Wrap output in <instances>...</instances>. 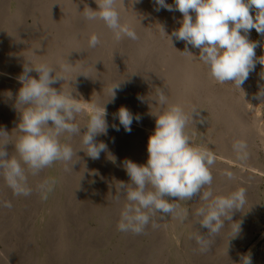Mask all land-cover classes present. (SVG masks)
<instances>
[{
  "label": "clouds",
  "instance_id": "1",
  "mask_svg": "<svg viewBox=\"0 0 264 264\" xmlns=\"http://www.w3.org/2000/svg\"><path fill=\"white\" fill-rule=\"evenodd\" d=\"M154 2L156 11L164 8L182 14L179 26L171 36L199 49L198 59L207 66L209 75L217 83H231L241 90L255 67L254 59L264 64V56L257 58L255 52L258 46L264 48V0H174V5L166 0ZM95 3L96 9H83L86 21L102 22L117 42L125 38L139 39L135 29L122 23L120 5L124 0H95ZM252 29L260 34L261 41L249 38ZM100 43L96 34L90 35L87 41L89 48ZM34 49L30 50V55L36 54ZM26 60L17 77L21 87L13 102L14 109L20 114L19 122L11 133L0 127V178L13 196L27 198L35 192L46 201L58 180L46 177L33 186L29 177H37L57 163L62 164L66 172L73 170L72 166L79 160L76 159L79 158L78 151L94 160L100 158L101 152L107 153V145L97 141L96 137L107 134L105 102L109 97L114 101V88L118 84L111 86L106 100L102 103L92 101L85 109L80 99L73 97V88L62 86L57 90L53 87L58 81L63 84L72 81L70 74L75 71V63L66 60L53 64L46 58L35 63L30 58ZM33 71L36 77L31 75ZM4 95L13 99L11 91ZM258 97L264 100V89L260 88ZM152 99L157 107L151 111L155 116V127L148 137L146 162L137 164L125 160L123 167L129 181H118L115 185V200L120 202L123 196L117 230L143 235L149 225L153 229L159 227L157 219L170 216L183 224L191 215L193 224H199L206 231L197 230L189 234L188 239L196 242L201 254L207 253L224 229L231 230L229 237L241 232L242 221H233V213L245 208L247 190L237 186L224 193L214 191L212 167L216 163V154L208 146L195 143L188 131L189 126L203 122L197 107L186 110L183 105L171 102L160 88L156 89ZM78 117H83V122H78ZM114 118L126 132H131L134 119H140L124 106L118 109ZM112 127L119 131L115 124ZM76 137L80 146L74 148L72 141ZM9 145L13 147L12 152L8 150ZM232 149L238 160L247 161L249 152L245 140L235 141ZM109 159L115 163L111 154ZM221 175L233 183L238 180L230 170ZM193 197L199 204L190 213L182 205ZM12 207L10 200L0 198V208ZM239 264H252L250 251L240 255Z\"/></svg>",
  "mask_w": 264,
  "mask_h": 264
},
{
  "label": "bare ground",
  "instance_id": "2",
  "mask_svg": "<svg viewBox=\"0 0 264 264\" xmlns=\"http://www.w3.org/2000/svg\"><path fill=\"white\" fill-rule=\"evenodd\" d=\"M6 2L13 3V9L5 18V29L2 32L3 35L0 36L1 46L4 45L2 39H6L7 42L5 43L7 47L6 57H0V127H5L2 115L6 116V118L9 117L11 122L9 124L10 129L7 130L9 133H11L19 122L20 114L14 109L13 102L15 94L19 87H21L17 77L22 73L23 66L27 63L26 59L29 58L34 63L41 58H46L53 64L66 60L70 63H75V71L70 74L72 81L69 83L65 81L64 84L63 81H58L53 87L57 90H60L62 86L65 88H73L75 90L72 93L73 97L80 99L85 109H87L88 103L92 101L97 102L98 99L106 100L108 98L111 84L114 82L113 78H115L116 68L123 65L127 59L123 54L131 40L125 38L117 42L114 40L113 34L102 22L98 20L86 21L83 18L84 8H97L95 0H0V14L4 11ZM166 2L174 5V0H166ZM156 7L154 0H124V4L120 5L122 23L138 31L136 26L133 25V22L136 20L139 21L142 15L145 16L146 11L148 13L149 9L154 16H158L156 19L160 20V14L164 8L156 11ZM28 18L30 19L29 23H26L25 20L21 21L22 19ZM161 24L163 26L162 28L167 29L170 23L168 21ZM92 34H96L101 40V43L95 48H89L87 44ZM146 43L147 40L143 42L144 45ZM32 48H36L34 49L36 52L35 55H30ZM74 49H85L86 51L76 52ZM145 50L144 48L143 53ZM195 54L198 55L197 53ZM195 54H187L184 59L173 56L169 62L170 66L173 65L176 67L180 64L185 66L186 79L184 81L186 82L185 88L189 90V98H192L195 93V87L191 84V78L197 73V66L194 65V60L196 61ZM141 65H145L146 68L147 59H144L142 63H138L132 70L137 71ZM31 75L36 77L34 71ZM100 76L109 77L111 81L110 86L98 87ZM159 83L169 98V88L174 84L173 81L166 82L161 78ZM6 91L12 92L13 99H8L4 95ZM114 91L116 98L117 90L114 89ZM143 97H145V94ZM109 100H112L111 97L108 98L107 102ZM139 100H123L124 107L134 109V111L130 112L134 116L139 113L143 118V121L133 120L131 132H126L119 124V120L114 118L115 115L107 112L108 130L116 133V137L113 139L116 145L113 143L111 146L114 148L113 151H115L113 155H115V159L118 161V163H113L112 165L116 164L115 166L117 167H123L125 160L140 164L137 159L145 161L148 156L146 145L148 137L154 128L150 127L146 121L151 119L153 116L151 111L154 112L157 106L154 105L155 100L152 98H148L144 106L140 104V102H144L141 99ZM171 102L183 105L186 110L191 108L179 97L172 99ZM144 107V113L138 112ZM83 119V117H78L77 121L83 122ZM198 123H195V125ZM113 124L119 127V131H116L112 127ZM209 128V125L205 128L206 133L209 131ZM106 145L107 149L111 148L108 141ZM72 146L74 148L80 146L78 137L73 139ZM77 155L79 158L76 159L79 160L72 166L73 170L66 172L64 171V166L57 163L53 167L45 169L43 171L44 173L42 172L43 175L41 173L42 178L29 177L30 183L33 186L46 177H55L58 180L54 192L49 195L46 201H42L35 192L27 198L13 196L11 190L7 188L3 179L0 178V198L10 200L13 205L11 209L0 208V241H3L6 246V256L13 261H17L18 264H33L26 252H30V241H34V234H36V240L41 242V245H37V253L39 252L37 259L39 263L37 264L159 263L158 258L152 253L148 254L147 257H143L144 260H141V256L146 249L142 250L141 244L136 245L137 241L133 239V234L119 233V239H116V242H118L116 244L118 245V250H115L114 246H110L108 238L110 237L112 239L118 231L116 225L119 219V211L123 204V196H121L120 202L115 200L114 197L116 194L106 198L105 206L108 209H105L104 217L101 223L99 222L98 229L95 232L84 228V212L89 209L88 212L94 215L96 209L100 207V187L97 190H93L92 188L94 186H100L97 184V180L100 175V159L103 154L102 156L100 154V158L98 159L99 164L97 165H94V162L97 163V159H91L85 152L78 151ZM217 163L227 167L230 166L229 162H225L216 157ZM249 173L248 175L249 177L251 176V179L245 178L246 182L249 181L252 185H257L261 175L252 170H249ZM80 183L82 185L80 187L77 186ZM38 200L40 206L45 205L46 202H50V206L47 210L42 209L31 215L30 219H26L29 220L28 223L23 224L21 221L25 218L24 213L26 209L28 207L31 208L32 206L30 204ZM25 202H28V204ZM54 209H58V212L55 216V224L52 227V224L49 225L48 221L52 215L50 213ZM237 215L238 211H234L233 216ZM112 219L114 221L104 231L103 228ZM163 221V238L165 240L169 238L173 239H170L173 245L179 241L177 240L178 238L185 240L189 237V234L197 230L201 231L199 227L191 228V221L189 219L183 224H178L170 216L163 218ZM223 231L226 233L231 232L229 228ZM23 233H25V240L21 237ZM153 233L157 234L155 231ZM134 236L142 237L146 235ZM72 237H75L74 240ZM96 238L102 244L100 250L93 245ZM184 248L183 255L177 258L172 257L174 253L168 251L170 259L167 262L169 264H180V260H183L182 262L184 264L186 262L192 264L194 257L198 259V256H189L192 249L194 250V254L197 249V244L194 240L188 239L187 245ZM136 249H140L139 257ZM153 250V246H150L148 249V251ZM114 251H118L119 256ZM4 260L3 256L0 255V264H5Z\"/></svg>",
  "mask_w": 264,
  "mask_h": 264
},
{
  "label": "rangeland",
  "instance_id": "3",
  "mask_svg": "<svg viewBox=\"0 0 264 264\" xmlns=\"http://www.w3.org/2000/svg\"><path fill=\"white\" fill-rule=\"evenodd\" d=\"M13 9V3L6 2L4 5V11L0 14V36L5 29V18L8 13ZM158 16H154L149 9L148 13L145 12V16L142 15L139 21L133 22L138 31L139 39L137 41H131L129 48L124 51V56L127 58L123 65L116 68V73L113 78L114 82L111 84L109 77L100 76L98 87H108L117 83L118 87L116 98L105 102V107L108 113L116 114L121 106H124L123 100L132 101L139 100L138 97H143L141 106H144L145 101L148 98L155 96L156 89L161 88L160 79L163 78L166 82H172L173 85L169 88V100L179 97L185 101V104L189 107L195 106L199 110L200 119L203 121L197 125L190 126L188 131L192 135L193 140L197 144H203L210 148L216 154V157L229 162L230 166H223L222 164H214L212 167L213 174V189L217 193H224L232 190L237 186H242L247 190V204L243 211H238L237 216H233V221H242L241 232L239 235L229 237L230 233L222 231L220 237L216 238L215 243L211 246L210 251L201 254L198 251V246L194 250L190 251L189 256H198V259L194 257L192 264H239L240 255L251 252L252 264H264V100L258 97L260 88L264 89V64H261L259 59H254L255 67L250 71L248 79L242 85L241 90L236 88L233 84H219L210 75L206 65L198 59L199 49L186 45L185 42L177 40L171 36V33L179 26V21L182 19V14L178 10L168 11L164 9L160 14V20L156 19ZM26 23H29L30 19H22ZM169 21L167 29L162 28L161 23ZM163 29V30H162ZM164 31V32H163ZM170 37V39H169ZM249 38L253 41L259 42L262 37L255 29H252L249 33ZM147 40L146 45L143 44ZM4 45H0V57H6L7 47L5 46L6 39H2ZM171 40V41H170ZM140 43V44H139ZM144 48L146 49L143 53ZM188 51V52H187ZM256 57L264 56V48L257 47L255 49ZM195 54L196 61L194 65L197 66V73L191 78V84L195 87V93L192 98H189V90L186 87V74L183 64L176 67L170 66V59L173 56H177L184 59L187 54ZM148 57V58H147ZM144 59H147V66H139L137 71H133L132 68L138 63H142ZM132 60V61H131ZM188 63V62H187ZM145 68V69H144ZM146 73H144V72ZM176 79V81H174ZM130 92V93H129ZM129 93V94H128ZM121 96V97H120ZM105 99H98L97 102L102 103ZM140 101V100H139ZM129 111L134 109L128 107ZM145 107L138 112L144 113ZM140 117L139 120L143 121L141 114H136ZM2 119L5 122V129L8 130L11 123L9 117L2 115ZM2 120V121H3ZM146 123L150 127H155V116L147 120ZM210 126L209 131L206 133V127ZM116 133L107 131L106 135H99L96 140L102 141L108 144L111 148L107 153L101 152L102 158L100 159V175L98 176L97 184L100 186H94L92 189L97 190L100 187V207L96 209L95 214L88 212L89 209L84 212L83 226L86 229L95 232L98 229L99 222L101 223L104 217L105 209H108L106 205V198L114 196L116 194L115 185L118 181L128 182L129 177L124 170V167H117L112 165V160L109 159V154L115 157L114 148L111 144H115L113 139L116 137ZM110 140H108L109 138ZM15 134L13 135V140ZM237 140H245L248 144L249 157L247 161H240L236 158V153L231 149L232 144ZM139 143V142H138ZM8 150L12 152L13 147L8 146ZM124 153V152H123ZM13 154V153H12ZM125 155V154H124ZM138 163L143 164L146 162L137 159ZM115 163L118 161L115 159ZM99 164L94 162V165ZM83 169V168H82ZM81 170V168H80ZM225 170L234 172L238 178L236 183L228 181L226 177L221 175ZM249 170L257 172L260 176L257 185H252L249 181L246 182L245 178H250L248 174ZM45 171V170H44ZM44 173V172H43ZM42 173V175H43ZM40 174L37 176L42 178ZM245 182H244V181ZM82 183L77 186H81ZM28 204V202H25ZM34 204V205H32ZM30 204L32 207L27 208L24 215L25 218L21 221L23 224H27L30 216L38 211L47 210L50 206V202H46L45 205L40 206L39 200ZM199 201L196 197H193L191 201H188L182 206L187 207L191 211L197 207ZM58 209H54L50 214L51 217L48 221L49 225L54 226L55 216ZM42 214V213H41ZM41 217V215H39ZM18 218V217H15ZM191 221V228L199 227L201 232L206 231L199 224L192 222L191 215L189 217ZM56 221V220H55ZM114 221H110L103 228L104 231L108 229L109 224ZM156 223L158 228L153 229L149 225L146 231H149L143 235L146 236H134L136 245L141 244L142 250L146 251L142 254L143 257H147L152 253L158 258L157 264H169L167 261L169 258L168 251L174 253L172 257H181L183 255L185 246L187 245V239L179 240L173 245L170 239L165 240L163 238L164 221L163 219H157ZM178 223V222H177ZM180 224V223H178ZM155 231L157 234L153 233ZM117 231L114 237L108 238L110 246H114L115 250H118V234ZM34 234V241H30L29 250L26 252L31 258L33 264H37L39 252L37 253V245H41V242L37 241V237ZM76 235V234H75ZM132 235V233H130ZM129 235V236H130ZM77 236V235H76ZM25 240V233L21 235ZM175 237V236H174ZM229 237V238H228ZM75 237H72L74 240ZM94 240V239H93ZM173 240V239H171ZM37 241V242H36ZM93 242V241H92ZM16 243V242H15ZM94 247L97 249L102 247L101 242H98L96 238L93 242ZM150 246L154 247L153 251H148ZM96 249V250H97ZM109 249V248H108ZM6 246L3 241H0V255L3 256L5 264H18L17 261H13L6 256ZM98 250V251H99ZM111 250V249H109ZM138 257L140 256V249H136ZM119 256L118 251H114ZM170 252V253H171ZM121 253H123L121 251ZM183 259V258H182ZM196 260V261H195ZM183 261V260H182ZM180 260V264H184ZM162 262V263H161ZM186 262V259H185ZM185 264H191L186 262Z\"/></svg>",
  "mask_w": 264,
  "mask_h": 264
}]
</instances>
